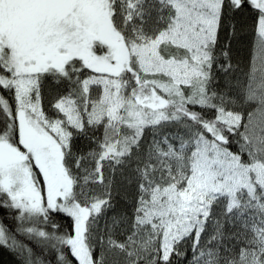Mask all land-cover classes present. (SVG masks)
Here are the masks:
<instances>
[{
	"label": "snow or ice",
	"instance_id": "1",
	"mask_svg": "<svg viewBox=\"0 0 264 264\" xmlns=\"http://www.w3.org/2000/svg\"><path fill=\"white\" fill-rule=\"evenodd\" d=\"M0 248L264 264V0H0Z\"/></svg>",
	"mask_w": 264,
	"mask_h": 264
},
{
	"label": "trees",
	"instance_id": "2",
	"mask_svg": "<svg viewBox=\"0 0 264 264\" xmlns=\"http://www.w3.org/2000/svg\"><path fill=\"white\" fill-rule=\"evenodd\" d=\"M5 223L8 222L5 221ZM0 264H15L12 254L3 248H0Z\"/></svg>",
	"mask_w": 264,
	"mask_h": 264
}]
</instances>
